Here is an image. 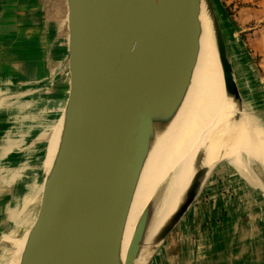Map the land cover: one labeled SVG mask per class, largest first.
Listing matches in <instances>:
<instances>
[{
  "label": "water",
  "instance_id": "water-1",
  "mask_svg": "<svg viewBox=\"0 0 264 264\" xmlns=\"http://www.w3.org/2000/svg\"><path fill=\"white\" fill-rule=\"evenodd\" d=\"M66 1L65 130L22 264H116L154 119L172 118L190 85L200 49L201 0ZM208 2L226 87L241 107L225 39ZM199 190H189L158 241L174 231ZM146 225L147 218L125 264L135 263Z\"/></svg>",
  "mask_w": 264,
  "mask_h": 264
},
{
  "label": "crops",
  "instance_id": "crops-1",
  "mask_svg": "<svg viewBox=\"0 0 264 264\" xmlns=\"http://www.w3.org/2000/svg\"><path fill=\"white\" fill-rule=\"evenodd\" d=\"M212 1L237 82L236 61L254 76L252 51L264 55V0ZM66 12V0H0V113L5 112L13 128L30 116L51 120L38 137L39 146L53 135L55 125L59 131L65 125L61 117L69 92ZM16 93L30 96L29 101L6 102ZM26 137L30 135L22 138ZM241 198L209 178L148 263L264 264V212L258 207L259 197H251L258 205L252 216L242 209Z\"/></svg>",
  "mask_w": 264,
  "mask_h": 264
},
{
  "label": "bare ground",
  "instance_id": "bare-ground-1",
  "mask_svg": "<svg viewBox=\"0 0 264 264\" xmlns=\"http://www.w3.org/2000/svg\"><path fill=\"white\" fill-rule=\"evenodd\" d=\"M213 20L214 16L207 0H201L200 49L190 85L172 118L154 119L155 127L150 150L144 161L118 244L116 264H125L134 235L145 218L147 225L134 264H147L161 246L163 240L158 241L161 231L178 214L189 195V190L192 187L199 189L201 187L203 170L198 172L194 185L187 184L193 173L196 154L204 145L210 156V145L216 125H220V132L218 137L214 134L213 141L219 142L220 146L215 156L221 152L223 159L236 167L248 180L259 185V181L250 172V160H257L264 167V127L249 113L241 111L234 101L230 114L226 111L228 89L219 57ZM231 118L234 119L235 124L229 123ZM57 126L59 128V125ZM64 130L65 125L61 128L58 146L56 145L47 156L48 169L54 155L49 175H46L47 180L56 165ZM43 185L44 179L25 213L30 204L32 206L39 204ZM31 228L30 222L18 223L13 228L17 233L23 232V236L21 240L18 239L20 245L11 253L6 264H22Z\"/></svg>",
  "mask_w": 264,
  "mask_h": 264
},
{
  "label": "rangeland",
  "instance_id": "rangeland-1",
  "mask_svg": "<svg viewBox=\"0 0 264 264\" xmlns=\"http://www.w3.org/2000/svg\"><path fill=\"white\" fill-rule=\"evenodd\" d=\"M207 3L209 9L211 10L208 0ZM212 4L220 25L218 12L213 1ZM220 29L223 33L221 25ZM226 48L228 51L227 43ZM228 57L230 58L229 52ZM252 58L253 68L256 72L254 76L252 74L248 75L247 71L244 70V63L241 64L237 61L234 62L238 67L237 79L242 99L241 107L239 106V108L241 111L249 113V115H251L264 127V55H260L252 51ZM16 94L17 96L6 100V102L13 104L15 102L24 103V101H29L30 96L22 97L19 93ZM226 98V111L230 114L234 99L229 92L226 95ZM25 112L22 113L24 117ZM19 115L21 116V113H19ZM0 119V264H6L11 256V253H13L15 248L19 247L20 240L23 236V232L17 233V231H15L16 229L13 228H15L16 224L21 222H30L31 226H33L36 221L46 187V177L49 175V171L51 169L50 166H52L53 162L52 158H54L53 155L49 164L50 168L48 167V170L47 156L58 144L61 129L59 131L58 126L55 125L57 129L54 131L53 135L45 137L41 146H39L37 145L39 143L38 137L45 131L46 125H49L51 120L42 119V117L37 119L34 116H30L24 121L25 123L22 126L21 124H17V127L19 128H13L10 123L11 120L5 112L0 113ZM43 120L45 121L42 122ZM230 121V124H235L233 118H231ZM224 127H227V120ZM219 132L220 125H216L215 130L213 131V140L215 138L214 134L218 137ZM25 134H29L30 137H26V139L22 138ZM213 140L210 145V156H212V158L208 156L207 147L204 145L196 154L192 170L193 173H191L192 176L190 177L187 185H194L198 172L203 170L204 176H202L200 180L201 187L199 193H201V190L210 178V181H216V185L220 186L222 190L234 192L236 195H240L242 197V209L244 212L249 211V216L256 214V212L258 213V205L252 203L251 197H259L257 198L259 204L258 207L262 212H264V167L257 160H250V172H252L255 179L259 181L258 184L260 188H262L261 190L259 188H255L253 186L254 184L248 181L236 167L223 159L221 152L215 156V152H218L217 149H219L220 143L215 140L217 142L216 143ZM22 147L26 150H23ZM209 157L211 159H209ZM244 159L247 160L246 156H244ZM43 179L44 185L39 204L36 206H32V204H30L29 209L25 213L29 203L39 191ZM13 235L15 237H13ZM162 245L155 251L154 255L162 247Z\"/></svg>",
  "mask_w": 264,
  "mask_h": 264
}]
</instances>
